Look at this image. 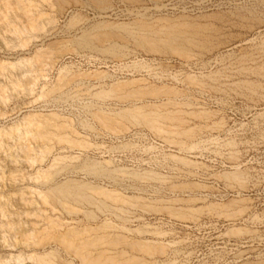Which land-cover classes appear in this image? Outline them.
Segmentation results:
<instances>
[{"label":"rangeland","instance_id":"rangeland-1","mask_svg":"<svg viewBox=\"0 0 264 264\" xmlns=\"http://www.w3.org/2000/svg\"><path fill=\"white\" fill-rule=\"evenodd\" d=\"M9 2L13 4L4 6L5 0H0V64L9 66L4 74H0V85L4 90V97L0 94V131L6 132L9 127L24 123L28 115L42 118L57 113L64 115L62 117L67 119L62 120L80 132L79 135L72 134L73 138L81 137L80 140L96 147L81 150L67 143L58 144L54 139L49 144L53 147L52 152L47 154L43 151L47 143L31 140L32 157L37 159L31 164L33 159L22 150L28 140L5 143L11 149L7 151L4 146L0 150V176H5L0 180V201L12 198L16 205L8 204L6 212L13 215L9 219L0 215V222L16 221L24 226L27 234L32 235L34 230L40 234L39 238L30 239V243L16 244L19 234L15 233V228L12 231L1 228L0 264H18L15 258L22 254L24 257L36 254L49 259L47 253H51L54 260L53 254L57 253L61 259L80 263V259L73 253L68 254L51 236L91 222L81 212L70 216L59 208H47L39 203L38 192L45 191L47 184L41 187L37 179L31 178L39 171L47 172L48 167L59 166L62 161L57 158L63 156L78 157L76 160L67 159L70 166L90 158L102 163L111 160L113 165L126 166L130 171L151 169L162 174L163 179L168 178L139 180L130 174L120 176L119 189L128 187L125 194L142 195L145 206L129 205L125 213L97 210L99 219L93 225L106 219L118 226L122 224L120 216L129 214L133 222H126L127 226L135 228L145 223L143 226L148 232L138 235L116 229L115 233L165 243L164 253L152 257L117 243L106 254L120 263L134 264L128 261L131 256L145 258L147 264H264V0ZM12 7L18 10L14 11ZM3 19L8 28L3 25ZM33 24L43 27L33 28ZM16 30L22 34H15ZM107 32L115 36L106 37ZM173 32L185 33V36L179 35V39L188 37L198 41L190 44L188 57L170 53L164 47L165 42H160V38L165 39ZM156 37L159 41L152 47L159 50L154 51L147 39ZM84 38L91 43H85ZM112 47L116 51H111ZM188 76L197 81H191ZM17 78L33 82L13 88L10 81L17 82ZM133 79H142L134 85L136 89L141 84L171 86L178 94L171 97L162 94L126 95L124 92L128 87L124 90L117 88V85ZM56 83L61 88L53 89ZM47 91H50L48 95L41 96ZM171 98L182 103L176 108L197 114L203 112L182 114L186 123H182L180 129L192 128L193 133L188 138L185 133H180L175 140L182 137L187 145H193L188 150L179 149L175 143L169 144L165 141L169 137L164 133L157 134L132 119L124 121L127 129L113 132L102 127L92 114L101 108L113 114L123 107L160 104ZM173 107L167 106L166 109ZM20 128L22 131L26 129L24 125ZM173 153L184 156L187 163L168 156ZM231 172L241 173L239 180L226 176ZM12 173L15 181L10 180ZM82 173H75L74 177L101 181ZM60 175L56 181L66 176ZM175 198L179 201L175 202ZM22 200L30 202L29 205ZM230 202L234 203L233 207L223 208ZM212 203L220 207L210 209L208 205ZM146 204H169L172 206L168 207L173 209L189 204L201 209L186 217H178L167 209L151 211ZM47 218L56 223L57 230L48 229ZM232 227H242L244 231L233 234L229 232ZM154 230L163 231V234L155 235ZM40 238H43V245H36ZM33 263L38 264V260L28 258L20 264Z\"/></svg>","mask_w":264,"mask_h":264},{"label":"bare ground","instance_id":"bare-ground-1","mask_svg":"<svg viewBox=\"0 0 264 264\" xmlns=\"http://www.w3.org/2000/svg\"><path fill=\"white\" fill-rule=\"evenodd\" d=\"M12 4L13 3L9 2V0H5L4 6H10ZM12 8L14 11L18 10L15 7H12ZM4 17H7V14H5ZM2 21H3V25L5 24L8 28L7 22H5L4 19ZM171 25H173V24H171ZM32 26H33V28H38V29L43 27V26H39V25H38L39 26L38 27L35 24H33ZM122 26H125V25H122ZM115 28H116V26H115ZM168 30H170V29H168ZM174 30H176V29H174ZM14 33L19 35V36L22 34L21 31H19V30H16ZM176 33H178V32H176ZM112 34L113 33H111V32H107V33H105V36L109 37ZM167 35H169V34H167ZM179 35L180 34H174V32H173L169 36H167V38H165V39L160 38V42L161 41L165 42V43H163V44H165L164 47L170 53H175L177 55L188 57L190 54V50H191L190 46L194 43H198V41L195 42V40H192L193 38L189 39L188 37H185V38L182 37L181 39H179ZM182 35L183 34H181L180 36H182ZM102 36L103 35L101 34V38H102ZM114 36L112 35L111 37H114ZM183 36H185V33ZM103 38H104V36H103ZM84 39L85 40H83V41H85V43H88V44L91 43L87 40V38H84ZM157 39H158L157 37L152 38V39H147L148 42L152 43L149 46L150 49H154V51L159 50V49L152 47V46H155V44H156L155 42L159 41ZM91 41H93V40H91ZM139 41L142 42L141 40H139ZM25 44L26 43H23V45H25ZM145 45H146V43H145ZM142 46H143V44H142ZM116 48H118V47H116ZM106 50L108 51V48ZM111 51H116V49L112 47ZM159 52H161V51H159ZM119 53H122V52L120 51ZM36 58L39 59L40 56H36ZM29 60L30 59H27L28 62H29ZM9 65L11 67L16 66L15 64H9ZM29 66H31V67L33 66L31 62H30ZM8 67L9 66H7V65L0 64V74H4V70ZM135 72H137V71H135ZM62 77H64V76H62ZM62 77H61V79H62ZM189 79H191V81H197L195 78H192V77H189ZM17 80H18L17 82L13 81V79L10 81L12 83L13 88H16L19 86H24V85H29L30 83L33 82L32 80L31 81H28V80L23 81V80L18 79V78H17ZM140 81H142V79H133V80H130L128 82L117 85V88L122 87V89L124 90L125 88L128 87L127 89H125L126 91L124 92V94L126 93V95H140V96L141 95L142 96L147 95V96H149L150 94H162V95H167L168 97L169 96L171 97V96H176L178 94L174 88H171V86L170 87L161 86V85L160 86H155V85L142 86V84H141V86H139V88L136 89L134 87V85L138 84ZM59 85L60 84H57L56 87H53V89H56L58 87L61 88V86H59ZM147 85H149V84H147ZM25 87H23V88H25ZM20 91H23V90H20ZM50 91H47V94L46 93L41 94V96L48 95L50 93ZM99 93H101V92H98L97 94H99ZM0 94H1V97H4V90H3V86H1V85H0ZM130 98H132V97H130ZM141 104L134 105V106L129 107V108L123 107V108H121L120 111L115 112L113 114L109 113L111 111L106 112L102 108L95 110V112L93 111L92 114L94 115L95 119H97V121L100 123V125L102 127L106 128L108 130H111L113 132H115L117 130L120 131V130L127 129L126 124H125L126 122L124 123V121L132 119V120L136 121L138 124H142V125H146V126L150 127L157 134L164 133L165 136L169 137V138H166L165 141H167L169 144L170 143L177 144L179 149L188 150L191 147H193V145L192 146L187 145L186 142L182 140V137L179 140L178 139L175 140V137L178 136L180 133H183V134L185 133L187 135V138H188L193 133L192 128H189V129H187V128L180 129V128H181V124L185 122L182 118V114L196 115L197 113L195 111L187 112V111L183 110L181 107L176 108V106L181 105L182 103H177L175 100H172V98L169 99L167 102L165 101V102L160 103V104H158V103L157 104H155V103H153V104L152 103L151 104L146 103L145 104L144 103L142 105ZM167 106H172V107L174 106L175 108L173 107L174 109L173 108L172 109H166ZM200 113H203V112H199L198 114H200ZM62 116H64V115H62ZM62 116L60 114H57V113H49V114H47V116H45V117L43 116L42 118L39 115H28L27 117L24 118V123H18L12 127H9V129L6 132L0 131V150L4 146H5L4 147L5 150L7 149V151L9 149H11V146L5 145V143H7V141L12 140L13 142H15L17 144V142L19 140H22V139H26V141L28 140V142L25 144L26 146L22 145V150L27 155V157L32 158V159H33L32 152L34 149H32L29 146L31 143V140H34L37 143L39 140H42V141H44V143H47V146L45 147V149H43V151H47V154L52 152L53 147H51L49 144H50L51 140H54V139L58 144L67 143L70 147H72V148L78 147L81 150H87V149H90L92 147H96L95 145L90 144L86 140H83V139L80 140L81 137H80V139L79 138L78 139L73 138L72 134L76 133L79 135L80 132L78 133L77 131L72 129L71 128L72 125H70V126H69V124L67 125V121L62 120V119H67V118H64ZM184 119L186 120V118H184ZM22 125H24L26 127V129L23 131L20 128ZM33 129H36V130H33ZM69 129H70V131H69ZM19 131H22V132L20 134H18ZM102 156L105 157V154H103ZM168 156L175 157L178 162L181 161L182 163H187V161H188L184 156L180 157L179 155H175V153L169 154ZM69 157L70 156H63V157L57 158L58 160L62 161V163L59 166H57L54 169H52V166L48 167L47 172L39 171L38 174L36 175V177H34V178L31 177L32 179H37L39 181V185L41 187L44 185L46 186V184H47V189L45 191H39L38 192V197L40 199L39 203H41L43 205H47V208H52V209L59 208L62 213L70 215V216H74L75 214H78L79 212H81V213H83V215L85 216L87 221H89L91 223H88L85 220L87 222V224L82 225L81 228H68V229H65V230H62L59 232L57 231L58 234L56 233V234L52 235L51 238H55V240L58 241V243L60 244V247L63 248V250H65L66 252H69L68 254L73 253L78 259H80L79 264H117V263L123 264V262L120 263L117 259H115L111 255L106 254V252H108L109 248L113 245L114 246L117 245V243H122L123 245L128 246L129 248L131 247L132 249L137 250L138 252H141L145 255H149L151 257L154 256L155 254H158V253H164V251H163L165 248L164 242L153 241V240H149L146 238L145 239L144 238L139 239V238H135V237L128 238L124 233H120V234L115 233L116 229H121L122 231L127 232V233H136L138 235H142V234L146 233L147 230H145L144 229L145 226H143L145 223L143 225L136 224L138 226H136L135 228L129 227L126 225V222L127 223L133 222L131 219H129L128 213H127L128 216L122 217L119 215L121 217L120 220H122L121 225L116 226V225L110 223L106 219H105V222H103L101 224L93 225V223L97 222L99 219V217L96 213L97 210L100 211L101 213H108V212L112 213V212H115V210H119V211L125 213V212H128L127 206H129V205H136L137 204V205H141L142 208H143V206H145L144 205L145 202L142 204V199L144 200V198L141 197L142 195L141 196H132V195L130 196V195L125 194L126 193L125 189L128 187H126L125 189H123V188L119 189L120 185L118 186V184H119V177L120 176L122 177L123 175L130 174L134 178H138L139 180H143L145 178L163 179L162 174H160L158 171L151 170V169H148V170L143 169L144 170L143 172H141V171L137 172L136 170L130 171V170L125 168L126 166L119 167V165L118 166L113 165L112 164L113 161L108 160V159H107L108 161L102 163L99 161H93V160L91 161L90 160L91 158H90V159H87V160L80 162L79 164H75L74 166H70L69 163H67V159H69ZM77 158L78 157H70V160H76ZM36 160L37 159L34 158L33 161L31 162V164L36 162ZM131 160H132V158H131ZM79 172H83L87 175H89V174L93 175V177L95 176L96 178L101 179V181H98V179H97V181L96 180L90 181V180L75 178L74 177L75 173L77 174ZM60 174H63V175L66 174V176H64L63 179L56 181V177ZM240 175H241V173H238V172L226 173V176L229 179H234V180H239ZM4 177L5 176H0V180L3 179ZM10 177H11L10 180L15 181V177H14L13 173L10 174ZM130 179H131V177H130ZM138 179H137V181H138ZM167 179L165 178L163 180H167ZM163 183H164V181H163ZM185 184L187 185V183H185ZM190 185H191V183H190ZM185 188H187V187H185ZM154 199H151V200L155 201ZM175 199H177V198H175ZM145 200H146V198H145ZM149 200H150V198H149ZM22 201L26 205H29V203H30V202H24L26 200H22ZM157 201H158V199H157ZM164 201H166V200H164ZM178 201H179L178 199L175 200V202H178ZM10 202H12L11 203L12 206L16 205L15 203H13L14 200L12 198H9L5 201H0V215L2 217H7L8 219L11 218V216L13 215V214L10 215L6 212L7 208H9L7 206ZM234 203L232 204V202H230L227 205H223L224 207L221 205V207H223V208L226 207V209H228L229 206L233 207ZM156 205L153 204V205L148 206L146 204V206H148L147 208H149L151 211H156V212L160 211L161 212L163 209H167L168 211H170V213L172 215H176L178 217H186L189 215L190 212L198 211L201 209V208H194L192 206H189V204L186 207L181 206L182 208L180 207L179 209H177V208L173 209L171 207H168L169 204L168 205L164 204L165 206H156ZM88 206H90L92 209L89 210L87 208ZM169 206H172V205H169ZM208 207L210 209H213V208L217 209V207H220V205L218 206V205L212 203V204L208 205ZM144 209H145V207H144ZM241 210H236V211L239 212ZM23 214H25V213H23ZM27 215H31V213H27ZM36 216H38V215H36ZM135 218H137V217H135ZM11 221H12V219H11ZM15 222L12 221V223H7V224L0 222V229L5 228V231H12L15 228V230H14L15 233L19 234L18 235L19 237L16 238V244H21L22 241L27 243L32 238L37 239L38 234H40V233H38L39 231L34 230V233L32 235H30L31 233L27 234V231H24V226L21 224H17V222L16 223ZM47 225H48L47 226L48 229L50 228V229H52V231L55 230L56 226H57L55 222L48 220V218H47ZM20 229H23V230H20ZM243 231H244V229L242 227H232L229 230V232L233 233V234L240 233ZM153 234L161 235V234H163V231L160 232L159 230L158 231L154 230ZM43 238H45V237H43ZM43 238L38 239L35 242V244L36 245H43V240H41ZM29 243H28V245H29ZM104 244H105V246L103 248H100V246L104 245ZM9 245H11V244H9ZM23 255L24 254H22L18 257L16 256V258L14 257L16 259V263L20 264L21 262H23L24 260L29 258V259H33V260H35V259L38 260V264H71V263L73 264L72 260L67 261V260L61 259V257L57 253L53 254V256L56 257L55 260L53 257H51V253H47V256H49V259H46L45 256H37L36 254H30V255H27L26 257H24ZM6 258H8V257H6ZM128 261H131L134 264H147V261L145 260V258H142V259L137 258V257L131 258V256H130V259ZM124 263H126V262L124 261Z\"/></svg>","mask_w":264,"mask_h":264}]
</instances>
